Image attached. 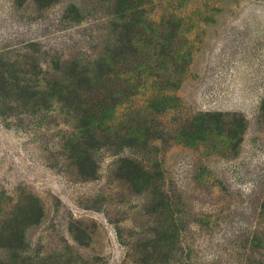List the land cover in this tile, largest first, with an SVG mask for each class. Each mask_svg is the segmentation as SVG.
Instances as JSON below:
<instances>
[{"label": "rangeland", "instance_id": "rangeland-1", "mask_svg": "<svg viewBox=\"0 0 264 264\" xmlns=\"http://www.w3.org/2000/svg\"><path fill=\"white\" fill-rule=\"evenodd\" d=\"M150 2L154 18H181L178 44L190 59L161 120L163 140L139 152L164 168L193 247L188 264H264V0ZM108 29L107 5L96 0H0V264L12 259L1 237L10 214L31 202L44 217L26 232L28 262L62 256L56 264H133L130 247L142 233L135 226L147 230L152 217L146 198L114 173L121 154L99 151L97 179L83 180L63 149L73 130L69 112L17 86L36 91L64 64L91 59ZM141 93L117 110L119 122L128 106L143 103ZM205 113L242 117V142L175 140L178 127Z\"/></svg>", "mask_w": 264, "mask_h": 264}, {"label": "trees", "instance_id": "trees-1", "mask_svg": "<svg viewBox=\"0 0 264 264\" xmlns=\"http://www.w3.org/2000/svg\"><path fill=\"white\" fill-rule=\"evenodd\" d=\"M96 1L107 5L108 10L109 29L101 51L86 62L78 58L64 64L59 76L44 88L35 91L19 84L18 92L43 98L69 112L73 130L63 149L83 180L97 179L99 151L112 148L121 154L114 173L126 190L146 198V211L152 217L147 230L135 226L142 233L130 247L132 263L188 264L193 247L184 239V221L166 186L164 168L157 160L146 161L139 152L155 149V144L163 140L161 120L172 108L170 102L176 100L172 93L179 89L189 63V53L178 44L181 18H154L148 9L150 0ZM74 12L80 19L79 8ZM142 91L146 92L143 103L135 109L128 106L127 114L122 116L126 122H119L117 110L142 97ZM261 112L264 117V99ZM230 117L237 121L235 128L225 121ZM244 130L240 116L205 113L178 127L174 138L180 144L197 147L222 138L236 148ZM43 217L44 208L36 202L20 203L10 214L6 234L1 236L12 250L10 264L60 261L62 256L39 257L30 262L23 257L29 246L26 232ZM120 232L118 238L123 242Z\"/></svg>", "mask_w": 264, "mask_h": 264}]
</instances>
